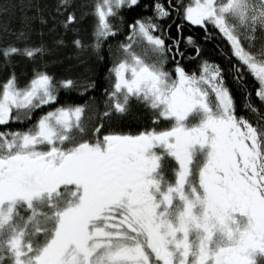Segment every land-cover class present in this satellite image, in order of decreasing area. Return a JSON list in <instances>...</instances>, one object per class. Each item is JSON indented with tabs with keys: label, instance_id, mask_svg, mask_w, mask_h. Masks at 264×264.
<instances>
[{
	"label": "snow or ice",
	"instance_id": "snow-or-ice-1",
	"mask_svg": "<svg viewBox=\"0 0 264 264\" xmlns=\"http://www.w3.org/2000/svg\"><path fill=\"white\" fill-rule=\"evenodd\" d=\"M139 3L99 0L89 47L98 54L119 36L110 18L122 21L121 10ZM74 8L57 3L66 32L82 19ZM151 9L127 25L102 113L95 98L62 103L77 81L47 66L20 83L14 58L51 52L29 43L30 31L17 34L23 46L0 47L11 69L0 83V126L52 109L26 130L0 131V264H264V108L256 106H264V0H156ZM173 14L175 37L161 23H175ZM184 22L218 29L231 47L227 68L203 58ZM186 59L198 66L186 69ZM236 93L253 120L239 113ZM133 103L152 111L154 127L105 134Z\"/></svg>",
	"mask_w": 264,
	"mask_h": 264
},
{
	"label": "trees",
	"instance_id": "trees-1",
	"mask_svg": "<svg viewBox=\"0 0 264 264\" xmlns=\"http://www.w3.org/2000/svg\"><path fill=\"white\" fill-rule=\"evenodd\" d=\"M177 0H173L176 3ZM59 0H0V5L7 6L8 11H0V47L7 43L16 42L19 46H23L22 42H18L16 37L21 31L31 32V41L29 43L39 44L43 42L51 52L43 58L37 57L36 60L30 61L24 57H15V71L20 77V83L24 84L32 75L33 68H42L47 66V70L54 73L58 79L71 78L77 81L78 87L71 92L61 91L62 103L65 100L70 102L83 104L90 101L92 98L96 100L97 113L104 111L103 102L106 100L105 89L110 88V71L114 64L119 60L120 52L118 51L120 43L124 42L125 37L129 34L127 25L134 22L136 19L153 15L151 6L156 0H140L137 7L132 9H123L119 13L123 20L117 18H110V23L118 27L120 30L119 36L110 39L106 42L103 48L97 54L89 47L94 43L93 30L97 23V18L94 13V5L99 0H73L75 5L74 10L77 15L82 17L79 24L75 26L72 31H65L60 26V21L64 16L56 13V6ZM162 3H167V0H160ZM190 0H184L187 4ZM145 6H148L147 8ZM41 19L46 20L47 23H42ZM175 23L171 20H164L161 23L165 26V32H169L168 24H172L170 34L177 36L176 24L181 23L179 19L175 18ZM55 25V26H54ZM43 33L41 36L40 34ZM183 36H192L194 40L200 45L202 49V56L204 59L210 61L217 60L222 67L227 68L225 61L226 52L219 50L222 47V42H212L211 37L207 35V31L200 26H194L188 22H184ZM207 37V39H205ZM74 39H80L85 45L83 51L78 50L73 45ZM63 40L64 44L60 45L57 42ZM109 46L111 50H109ZM183 50V49H182ZM186 56H195L193 49L188 48ZM186 69H194L198 66L199 60L189 61L184 60ZM3 57L0 56V83L5 81L11 71L10 68H4ZM172 64L168 65L171 69ZM95 83L96 88H88L85 90L81 85L88 83ZM250 89L253 91L252 83H248ZM254 92V91H253ZM236 100L238 104L239 113L243 110L242 98L236 93ZM51 108L45 107L43 112L51 111ZM37 110L31 120L24 122L10 123L5 128L0 126V131H16L26 130L31 124L35 123L36 119L43 114ZM97 113H91L95 120ZM154 115L152 111L141 103H133L130 111L122 116L117 117L109 122L110 126L105 134L108 132L131 133L135 134L146 129L154 127L152 121ZM168 125H161L167 127Z\"/></svg>",
	"mask_w": 264,
	"mask_h": 264
},
{
	"label": "flooded vegetation",
	"instance_id": "flooded-vegetation-1",
	"mask_svg": "<svg viewBox=\"0 0 264 264\" xmlns=\"http://www.w3.org/2000/svg\"><path fill=\"white\" fill-rule=\"evenodd\" d=\"M176 2H178V0ZM183 2H184V0H183ZM194 26H196V25H194ZM207 35H209L211 37L210 39H211L212 42H215V41L216 42L219 41L220 43L222 42L221 43L222 44V47L219 48V50L220 51L221 50L225 51L226 52V54H225L226 57H230L232 55V53H231V47L229 45V42L226 40V38L223 37V35L218 31V29H216L213 26L209 25L208 28H207ZM256 47H257V49L259 48V42H257ZM226 57H225V61L224 62L226 63V65L228 67L229 64H228V61H227ZM212 61L215 62V63H218L219 62V61H217L215 59L212 60ZM232 61H233V63L236 62L234 57L232 58ZM218 64H220V63H218ZM246 79H247V82L248 83H250V82L252 83V85H253V91H255V87L258 86V82L254 79V77L251 74L247 75ZM229 86L232 87V88H234V85H232V82H231L230 79H229ZM253 98L255 99V97H253ZM256 106L257 107L264 108V106H261L260 105L259 101H256ZM240 114L241 115H244L246 118H248L250 120H253L254 119L253 116H251L249 113L245 112L242 109L240 111Z\"/></svg>",
	"mask_w": 264,
	"mask_h": 264
},
{
	"label": "rangeland",
	"instance_id": "rangeland-1",
	"mask_svg": "<svg viewBox=\"0 0 264 264\" xmlns=\"http://www.w3.org/2000/svg\"><path fill=\"white\" fill-rule=\"evenodd\" d=\"M138 51H139V49H138ZM121 56H122V54L120 53V55H119V59H121Z\"/></svg>",
	"mask_w": 264,
	"mask_h": 264
}]
</instances>
